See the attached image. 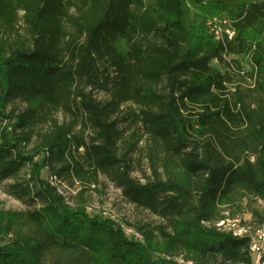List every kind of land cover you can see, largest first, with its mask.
I'll return each mask as SVG.
<instances>
[{
    "label": "trees",
    "instance_id": "16d2710c",
    "mask_svg": "<svg viewBox=\"0 0 264 264\" xmlns=\"http://www.w3.org/2000/svg\"><path fill=\"white\" fill-rule=\"evenodd\" d=\"M219 16L236 30L227 47L207 27ZM237 57L248 59L246 75ZM16 100L27 110L6 113ZM128 103L151 143L146 183L132 175L136 143L120 126ZM74 110L80 125L54 116ZM4 118L15 123L0 129V182L28 166L30 179L10 193L41 207L0 209V264L252 263L247 240L206 223L264 202V0H0ZM42 121L50 129L35 132ZM45 169L81 182L105 176L163 222L128 235L67 205ZM248 204L262 223L264 212Z\"/></svg>",
    "mask_w": 264,
    "mask_h": 264
},
{
    "label": "rangeland",
    "instance_id": "374dc122",
    "mask_svg": "<svg viewBox=\"0 0 264 264\" xmlns=\"http://www.w3.org/2000/svg\"><path fill=\"white\" fill-rule=\"evenodd\" d=\"M21 16L23 13L20 14ZM221 17V16H219ZM192 21L196 22L197 17L195 13H192ZM208 19V21L212 20ZM20 33L23 36H27L26 28L24 22L21 20L19 23ZM98 99H106L107 95L104 92H95ZM28 105L21 100H16L11 102L7 107V112L10 113L15 110L16 114H21L25 112ZM138 109L132 103H128L123 107V113L119 117L120 126L124 128L126 133V139L128 141H135V147L130 152L132 157L133 165V177L140 179L142 183H146L148 178L152 175V160L150 159V146L151 143L147 135L144 134L141 124H138L136 120L132 119V112ZM75 114L68 113L65 114L62 111L54 113L60 124L68 123L73 121H79V125L82 122L81 115L74 110ZM8 119H3L0 121V129L5 128L9 125V131L13 132L11 129L12 124L15 123ZM50 122H38L34 126L35 132L48 131L50 129ZM80 129V126L77 128ZM20 129H16L19 132ZM91 130L88 128L86 135L90 133ZM36 144V137L34 136L32 144L28 146L25 150L29 153L33 146ZM43 156L35 157V161L42 160ZM31 169L25 166L23 170L18 174V176L11 179L0 182V209L4 211H27L34 210L41 207V201H32L28 196H22L19 198L16 195L10 193V186L14 183L26 184V181L30 179ZM42 178L51 182L52 186H56L60 195L63 196L65 202L69 206L85 205L87 211L92 216H99L105 219H111L124 228L126 233L135 232L138 226L149 225L154 227L163 221L150 213L149 211L139 208L134 204L130 203L122 193V190L116 186L115 183L110 181L105 176L100 175L97 180L88 178L86 182H81L78 179L71 180L67 178L52 177L50 176L48 169L42 171ZM33 195V194H32ZM31 195V196H32ZM252 208H256L264 212V202L259 200L248 201L244 203L243 209L240 211H235L236 216L240 217H252ZM138 237H142L141 234H136ZM137 238V237H136Z\"/></svg>",
    "mask_w": 264,
    "mask_h": 264
},
{
    "label": "built area",
    "instance_id": "2783aa9c",
    "mask_svg": "<svg viewBox=\"0 0 264 264\" xmlns=\"http://www.w3.org/2000/svg\"><path fill=\"white\" fill-rule=\"evenodd\" d=\"M207 27L216 41L227 47V43L233 41L236 36V30L233 21L226 16L216 17L207 22ZM228 59L227 55H224ZM241 62L242 74L250 72V64L248 59L237 57ZM253 84L251 79L248 83L242 85L250 87ZM220 232L227 233L239 240H247L249 244V254L252 259L251 264H264V221L257 224L253 221V217H232L229 210L223 212V218L212 223H206ZM178 264H196L194 261L186 260L180 257L176 260Z\"/></svg>",
    "mask_w": 264,
    "mask_h": 264
}]
</instances>
